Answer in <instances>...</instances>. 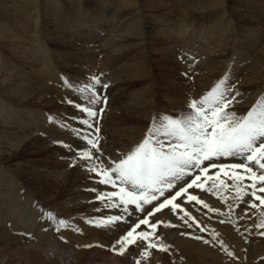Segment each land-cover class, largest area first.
I'll use <instances>...</instances> for the list:
<instances>
[{
  "label": "bare ground",
  "instance_id": "1",
  "mask_svg": "<svg viewBox=\"0 0 264 264\" xmlns=\"http://www.w3.org/2000/svg\"><path fill=\"white\" fill-rule=\"evenodd\" d=\"M36 1L0 0V264H137L138 259L140 264H262L264 236L259 233L264 228L257 226L264 223V206L253 207L248 203L255 201L250 191L238 202V207L232 208L231 216L209 213L205 217L199 209H190L206 226L216 229L219 238L229 245V251H234L235 256L223 251L215 242L209 244L196 238L204 235L212 239L210 233L186 226L158 229L171 245L168 251L151 249L150 256H142L146 243H141L129 246L124 254L114 253L110 246L123 234L127 224H113L109 232L86 224V217L119 214V210L104 209L100 202L93 200L94 193L88 191L89 188H109L98 185L77 156L75 149L83 146V142L71 138L63 140L61 138L67 134L62 129L53 123L46 124L44 113L51 111L44 106L52 111L62 110L69 123H73L70 118L76 109L64 101L78 98L64 90L62 92L69 96L58 92L55 84L58 80L53 76L55 70L74 72L84 81L90 73L107 72L102 83L108 82L109 98L106 106L99 105L104 106V111L98 117L99 127L106 133L100 146L105 157L112 159H118L120 153L138 143L154 117L187 114L190 100L210 90L225 73L230 76L228 84L242 94L228 110L245 115L264 97V49L256 52L258 61L248 67L242 62L251 56L252 44L243 47L242 38L249 42V34L232 30L225 33L219 27H222L221 22L230 19L237 22L232 16L237 14L240 23L249 21L256 27L255 31L263 35L258 47L264 48V0L251 10H245L250 0H242L244 10L228 15L229 6L225 0H203L191 7L185 3L197 0H177L174 7L182 3L181 20H190L184 18L186 16L202 15V6L222 13L215 19L218 28L207 31L206 40L195 45L188 40L192 45L188 49L179 45L186 33L173 36L179 42L173 43L172 49L162 45L169 40L155 32L154 24L157 26L160 22L157 16L170 7L166 5L167 0L152 3L143 0L145 9L140 8L137 0H116L113 9L121 16V25L108 41V49L99 43L86 45L81 41L82 37L98 36V30H103L100 26H93L92 30L87 27L78 30L82 24L65 27L69 22L82 21L87 10L107 6V0H69V9L64 0H42L38 4ZM230 3L241 9L237 0ZM108 12L111 15V9ZM145 13L149 24L144 21ZM139 15L144 17L143 21ZM122 16L128 22L121 23ZM257 17L258 21H254ZM77 32L75 39L73 35ZM212 39H217L213 47L219 48L215 50L218 54H210L203 63H197L199 69H192L190 75L194 81L188 83L185 78L189 69L180 62L185 61L187 55L198 56L213 43ZM100 51L104 54L98 58ZM191 61L193 58L186 64ZM98 91L102 94V87L98 86ZM75 123L79 126V122ZM59 140L72 148L57 143ZM74 157L76 164L72 163ZM227 181L231 182V178ZM22 188L24 191L20 192ZM226 194L231 203L234 193ZM200 195L210 205L227 212L225 202L214 194ZM34 200L45 207L44 211L38 213L31 207ZM245 208L249 209L247 214L243 211ZM49 211L69 220L70 224L57 231L56 224L44 215ZM158 218L179 223L168 212ZM77 227L82 231H77ZM185 231H192L194 235H183ZM62 237L68 241L64 242ZM96 240L105 245L91 247Z\"/></svg>",
  "mask_w": 264,
  "mask_h": 264
},
{
  "label": "snow or ice",
  "instance_id": "2",
  "mask_svg": "<svg viewBox=\"0 0 264 264\" xmlns=\"http://www.w3.org/2000/svg\"><path fill=\"white\" fill-rule=\"evenodd\" d=\"M102 76L103 73L91 74L85 82L63 77L67 89L78 95V99L66 98L64 101L76 109L70 118L73 123L56 115L48 117L49 121L69 129L83 142V146L75 151L84 162L85 169L93 174L91 178L98 181V185L112 186L110 191L99 186L88 191L94 193L93 200L100 202L102 208L117 209L119 214L86 217L87 223L100 228L118 222L127 224L126 230L111 246L120 254H124L129 246L141 243H146L142 256H150L151 249L168 251L171 245L158 229L161 226H186L210 233L212 239L204 235L196 238L209 244L215 242L223 251L235 256L234 251H229V245L219 238L216 229L206 226L193 214V210L199 209L205 217L209 213L231 216L232 208L238 207V202L249 191L260 203H248L253 207L264 206V195L257 196L256 191L259 186V191L264 193V97L245 115L229 111L240 93L230 94L235 86L230 89V76L225 73L210 90L198 99L190 100L187 114L154 117L144 137L129 150L120 153L118 159H112L104 155L98 135L100 128L96 123V118L104 111L99 105L104 103L106 106L107 101L106 95L98 91V86L108 87V84L102 83ZM75 122H79V126ZM56 142L72 148L63 140ZM223 158H239L241 162H218ZM72 163H77L76 157ZM226 169L231 170V182L222 178L229 176ZM222 189L225 191L222 192ZM202 192L214 194L224 201L227 212L210 205L200 195ZM226 193H234L231 203ZM243 211L247 214L249 209ZM165 212L173 214L179 223L157 218ZM44 215L56 224L57 231L70 224L69 220L58 218L51 211ZM251 227L253 225H249ZM257 227L264 228V223ZM76 230L82 231L78 227ZM182 234L194 235L192 231ZM259 235L264 236V231ZM261 259L264 264V258ZM137 264H140L139 259Z\"/></svg>",
  "mask_w": 264,
  "mask_h": 264
},
{
  "label": "rangeland",
  "instance_id": "3",
  "mask_svg": "<svg viewBox=\"0 0 264 264\" xmlns=\"http://www.w3.org/2000/svg\"><path fill=\"white\" fill-rule=\"evenodd\" d=\"M34 1L35 0H33V3H34ZM41 1L42 0H37L36 4H38ZM64 1L66 2L68 9H69L70 8L69 7L70 1L69 0H64ZM81 1H84V0H81ZM86 1H88V0H86ZM142 1L143 0H137L136 2L140 6L141 9H145L142 6V4H143ZM153 1L154 0H149V3H152ZM158 1H163V0H158ZM176 1L177 0H167L166 5H168V6L170 5V7L168 9H164L161 11V15L157 16L158 18H160V22H158L157 26L154 24V26H155L154 28H156L155 32H157L160 36H163V39L169 40L168 42H164L162 45L167 46V47H171L172 49H174L173 43L179 42V41L173 36L184 32V33H186V38L183 37L181 39V43L179 45H183L184 47H186L188 49V47L192 43H193V45H195L196 43L201 42L202 40H206L204 37L207 35V31L214 30V29L218 28L217 24H215L216 23L215 19H217L218 16L222 14L221 12L213 11L212 8L202 6V8H201L203 10L202 15L186 16L184 18H187L190 20H181L180 18L182 17V13H181L182 3H180V4L176 5V7H174V4ZM188 1H191V0H188ZM202 1L203 0H197V2L192 1V2L185 3V4L188 5L189 7H191L193 5H196V3H198V2L201 3ZM230 1L231 0H225V3L229 6L226 9L227 15H228V13H232V12L240 13V12H242V9L244 10V7L241 5L242 0H237V2L239 3L238 7L241 9L236 8L234 3L231 4ZM261 1L262 0H250L248 2V7H246L245 10H247V9L251 10L253 6L260 3ZM115 2H116V0H107V3H106L107 6L102 5L100 7H97V10L92 9L90 12L87 10L88 14L86 16H84L82 21H80V22L75 21L74 23L69 22L70 25L66 24L65 27L77 26L78 24H82L78 30H80L84 27H87V30H92L93 26H100L103 30H101V29L98 30V33H99L98 36H95V38L82 37L81 41L83 43H85L86 45H87V43H90V44L99 43L102 45L105 44V46H107L106 48L108 49L110 47V46H108V41L110 39H112V37L115 33H117L116 29H117V27H119L121 25L119 23V19L121 16H117L116 15V12H117L116 9H113L116 7ZM34 6H36V5H34ZM62 6H63V1H61L60 8H62ZM110 9H111V15L109 14L110 11L108 12V10H110ZM256 10H258V9H254V11H256ZM258 11L260 13L261 12L263 13L262 10H258ZM144 16H145V19L142 15H139V18L141 19V21H143V19H144V21H146V23L149 24V22H148L149 19H147L148 14L145 13ZM229 16H230V14H229ZM232 16L234 18H236L237 22H234L231 19L229 22L223 21V22H221L222 27H219V28L223 29V32H225V33H226V31L232 30L231 32L240 31L241 33L247 32L249 34V37H250L249 42L244 37L242 38V41L245 42L243 47H248L250 44H252L251 48L253 49V52L249 53V55H251L252 57L249 56L248 58H246L247 65H248V67H250L254 61H258V59L256 57V52L259 49L260 50L264 49L263 47L262 48L258 47V44L260 41L259 39H262L263 35L260 34L259 32H256L255 31V30H257L256 27H254L252 25V23H250L249 21H248V23H240L239 22V16L237 14H234ZM125 19H126V17L122 16L121 23ZM129 20H131V19H129ZM204 21H205V23H202ZM254 21H258V17ZM124 22H128V20H125ZM107 25H108V27H107ZM113 30H115V31H113ZM78 33L79 32H77L75 35H73V38H75V36ZM73 34H74V32H73ZM94 34H96V33H94ZM94 34H91V35H94ZM107 38H109V39H107ZM75 39H77V38H75ZM89 39L92 41L90 42ZM146 39H148V36H146ZM188 40L190 41L191 44L189 43ZM212 40H213V43L211 45L209 44L206 49H204L203 51H200L197 55L207 57L210 54H215V55L218 54V52H216L215 50L219 49V48L213 47V44L215 46V42L217 39H212ZM73 41H76V40H73ZM94 41H97V42H94ZM262 43L264 44V40L262 41ZM49 47H52V45H50ZM211 48H212V50L210 53ZM147 53L149 54L148 51H147ZM239 53L240 52H238V54ZM154 54H156V53H154ZM96 59H95V62L97 61ZM155 59L156 58L154 57L153 61ZM243 64H244V62H243ZM197 69H199V65H197ZM69 73H72V72H69ZM91 74H93V73H90V75ZM59 75H60V77L58 76V78H60V79L62 77H65L61 73H59ZM74 75H75V77H79L75 73H74ZM79 78H81V77H79ZM60 79H58V81H57L58 87H60V83H61ZM71 80L74 82H81V81L75 80L73 78ZM81 80L83 82H85L83 80V78ZM42 85H44V84H42ZM231 86H233V85H231V84L229 85L230 89H231ZM102 106L103 105H101V107ZM44 108H47L51 112H54L49 107L44 106ZM171 114L174 115V113H171ZM97 255H98V253H97Z\"/></svg>",
  "mask_w": 264,
  "mask_h": 264
}]
</instances>
